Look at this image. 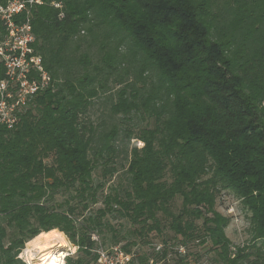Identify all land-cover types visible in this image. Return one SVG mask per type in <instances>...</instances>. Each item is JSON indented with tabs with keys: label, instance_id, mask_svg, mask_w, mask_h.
Returning <instances> with one entry per match:
<instances>
[{
	"label": "trees",
	"instance_id": "16d2710c",
	"mask_svg": "<svg viewBox=\"0 0 264 264\" xmlns=\"http://www.w3.org/2000/svg\"><path fill=\"white\" fill-rule=\"evenodd\" d=\"M29 14L51 86L0 122V264H28L24 246L53 229L77 247L65 264H94L103 228L131 264H191V243L212 264H264V0H34ZM222 190L245 244L226 235ZM110 216L132 225L124 244ZM166 230L176 245L133 250Z\"/></svg>",
	"mask_w": 264,
	"mask_h": 264
},
{
	"label": "built area",
	"instance_id": "2783aa9c",
	"mask_svg": "<svg viewBox=\"0 0 264 264\" xmlns=\"http://www.w3.org/2000/svg\"><path fill=\"white\" fill-rule=\"evenodd\" d=\"M11 1H14L13 6H9ZM25 1L0 0V9L6 8L4 13L7 12V19L3 20L4 25L1 19L3 14L0 13V63L4 68V76L0 78V122H6L9 126L15 118V109L24 104L30 96L45 90L51 84V77L44 69L42 57L33 47L35 36L28 16L21 22H15L18 14L29 12ZM33 2L34 0H31L32 4ZM55 6L58 7L59 4ZM32 73H36L38 79L32 78ZM10 85H17L19 90L15 98L11 89H8ZM65 256L58 260L59 264H64ZM129 256L128 263L131 264V254ZM100 258L99 255L98 259Z\"/></svg>",
	"mask_w": 264,
	"mask_h": 264
},
{
	"label": "rangeland",
	"instance_id": "374dc122",
	"mask_svg": "<svg viewBox=\"0 0 264 264\" xmlns=\"http://www.w3.org/2000/svg\"><path fill=\"white\" fill-rule=\"evenodd\" d=\"M4 1L5 0H2V2ZM25 3L27 4L26 8L29 9V12H30L32 8L31 0H26ZM13 4H14V1H11L9 6H13ZM5 9L6 8H3V7L2 9H0V13L3 14L1 17L2 25H4L3 22L7 19L6 17L7 12L4 13ZM29 12H27L26 14L24 13V15L28 16L30 20L31 18L29 17ZM12 16H14V13ZM38 77L39 76L36 73H32V78L38 79ZM49 86L51 85L49 84L46 88H48ZM8 89H11V93L14 94V98L16 97V95L18 96L19 90L17 88V85H10ZM33 97L34 95L32 97L30 96L29 98H33ZM123 162L124 161L122 160L120 164H123ZM115 182L125 184V180H122V179H117L115 180ZM63 198H64L63 195H58L57 196L58 202L63 200ZM179 202H180L179 199L175 200V203L173 206L174 210H177L179 206ZM100 206H101V203L98 202L93 207L97 208ZM216 209L222 214L228 216L230 219L229 224L226 228V235L231 240V242L235 245L237 244L242 245V244L247 243V241L250 238L249 221L246 217V213L242 209L240 201L234 196V194L230 190H222L220 192V194L218 195L217 202H216ZM108 222L114 227V229H116V231H118L120 235L119 237H124V239L121 240L120 244H124L131 238L130 231L133 229V227L130 224V222L127 221V219L121 218V217L110 216L108 218ZM55 230H56V233L59 235L58 233L59 231L57 229ZM98 233H99V236L98 235L94 236V238L95 237L97 238L96 248L98 251H94L93 254H97L98 256L100 255L101 258L98 259L94 264H130V262L128 263V258L130 257L129 253H128L129 255H126L127 253H125L122 249H121L122 251L116 250L114 248L111 250L106 249V247L109 248L111 245H114V243H112L111 241L112 233L108 228H103L101 232H98ZM162 236H165L167 238L168 243L170 242L171 244L176 245L175 243L176 241L174 242L170 238L171 233L168 230H166L164 231L163 235H160L154 232L149 233L148 240L150 244L148 245H143L142 242L139 240V238H136V241L138 243L136 246H133L132 248L133 250L140 251L142 254L153 253L155 246L158 244L159 245L162 244ZM63 237L65 238L67 242V247L60 248V250H58L59 252L57 253V255L65 252L66 253L65 259H66L67 256L76 254L77 247L74 246L68 240L65 234ZM32 243H33V239L31 241V244ZM189 247H190L189 254H197L198 256L197 258H195V256H191L190 258L191 264H212L211 253H209L206 248H203L194 243H191ZM24 249H25V246L19 256H21L28 264H30L29 259H31V256H29V254H25ZM65 259H64V264H65ZM149 264H154V263L149 262Z\"/></svg>",
	"mask_w": 264,
	"mask_h": 264
},
{
	"label": "bare ground",
	"instance_id": "6f19581e",
	"mask_svg": "<svg viewBox=\"0 0 264 264\" xmlns=\"http://www.w3.org/2000/svg\"><path fill=\"white\" fill-rule=\"evenodd\" d=\"M66 247L67 242L65 238L58 235L54 229L41 232L35 236L33 238V243L25 248L24 252L31 256V259H29L30 264H59L58 260H61V257L65 256L66 253L64 252L57 255L59 252L58 250Z\"/></svg>",
	"mask_w": 264,
	"mask_h": 264
}]
</instances>
